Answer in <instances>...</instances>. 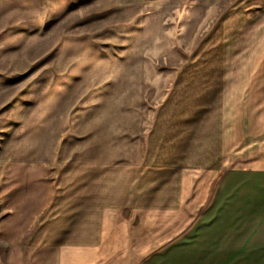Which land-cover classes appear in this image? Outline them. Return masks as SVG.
<instances>
[{"label":"rangeland","instance_id":"374dc122","mask_svg":"<svg viewBox=\"0 0 264 264\" xmlns=\"http://www.w3.org/2000/svg\"><path fill=\"white\" fill-rule=\"evenodd\" d=\"M251 60L262 68L233 69ZM211 66L230 82L264 68L263 0H0V264H54L30 238L58 174L138 163L178 79ZM224 104L231 123L264 121V101ZM254 135L242 155L264 168ZM218 182L195 196L178 235L264 238V189L222 198ZM246 256L232 264H264V251Z\"/></svg>","mask_w":264,"mask_h":264},{"label":"crops","instance_id":"0c3cea01","mask_svg":"<svg viewBox=\"0 0 264 264\" xmlns=\"http://www.w3.org/2000/svg\"><path fill=\"white\" fill-rule=\"evenodd\" d=\"M259 68L251 60L233 69ZM220 69L178 79L138 163L74 164L58 174L30 244L52 253L54 264H232L264 251V238L178 235L182 214L213 180L222 198L231 187L263 194L264 168L258 156L242 155V144L248 133L256 134L250 141L264 134V121L241 127L223 106L264 101V68L231 82Z\"/></svg>","mask_w":264,"mask_h":264}]
</instances>
